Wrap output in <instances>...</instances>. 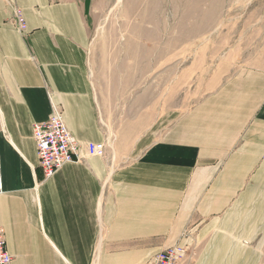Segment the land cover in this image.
Segmentation results:
<instances>
[{"label":"crops","instance_id":"0c3cea01","mask_svg":"<svg viewBox=\"0 0 264 264\" xmlns=\"http://www.w3.org/2000/svg\"><path fill=\"white\" fill-rule=\"evenodd\" d=\"M91 2L0 0V227L13 264H148L193 241L196 264H260L264 67L207 82L182 113L162 109L154 76L116 129L90 72ZM51 103L81 145L105 149L44 179L32 127Z\"/></svg>","mask_w":264,"mask_h":264},{"label":"rangeland","instance_id":"374dc122","mask_svg":"<svg viewBox=\"0 0 264 264\" xmlns=\"http://www.w3.org/2000/svg\"><path fill=\"white\" fill-rule=\"evenodd\" d=\"M87 21L90 72L116 129L154 76L162 109L182 113L207 82L264 67V0H92Z\"/></svg>","mask_w":264,"mask_h":264},{"label":"built area","instance_id":"2783aa9c","mask_svg":"<svg viewBox=\"0 0 264 264\" xmlns=\"http://www.w3.org/2000/svg\"><path fill=\"white\" fill-rule=\"evenodd\" d=\"M12 9V25L23 33L26 23L21 8L10 3ZM32 136L36 145V154L44 179L51 177L66 163L81 162L85 157L103 156L105 144L85 142L83 145L72 135L63 119L61 109L51 103L49 117L35 122ZM82 149L85 151L82 152ZM0 160V191L2 190ZM198 244L192 243L165 247L158 251L148 264H196ZM0 264H13L12 256L5 249L3 229L0 227Z\"/></svg>","mask_w":264,"mask_h":264}]
</instances>
